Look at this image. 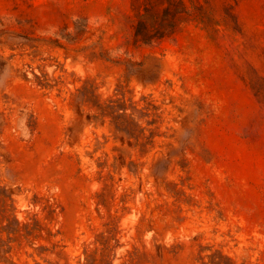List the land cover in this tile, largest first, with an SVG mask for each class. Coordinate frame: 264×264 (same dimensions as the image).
<instances>
[{
    "label": "rangeland",
    "instance_id": "374dc122",
    "mask_svg": "<svg viewBox=\"0 0 264 264\" xmlns=\"http://www.w3.org/2000/svg\"><path fill=\"white\" fill-rule=\"evenodd\" d=\"M0 264H264V0H0Z\"/></svg>",
    "mask_w": 264,
    "mask_h": 264
},
{
    "label": "trees",
    "instance_id": "16d2710c",
    "mask_svg": "<svg viewBox=\"0 0 264 264\" xmlns=\"http://www.w3.org/2000/svg\"><path fill=\"white\" fill-rule=\"evenodd\" d=\"M166 34H167V31H164V32H158V31L152 32V31H148V30H145V29H141L139 27H137V29H136L137 40L142 42V43H148V42H151V41H153L155 39L162 38Z\"/></svg>",
    "mask_w": 264,
    "mask_h": 264
}]
</instances>
